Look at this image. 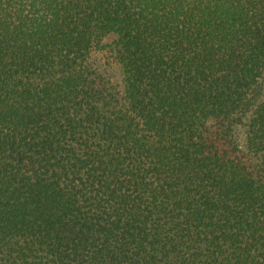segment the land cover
I'll return each instance as SVG.
<instances>
[{"label": "trees", "instance_id": "trees-1", "mask_svg": "<svg viewBox=\"0 0 264 264\" xmlns=\"http://www.w3.org/2000/svg\"><path fill=\"white\" fill-rule=\"evenodd\" d=\"M0 264H264V0H0Z\"/></svg>", "mask_w": 264, "mask_h": 264}, {"label": "rangeland", "instance_id": "rangeland-1", "mask_svg": "<svg viewBox=\"0 0 264 264\" xmlns=\"http://www.w3.org/2000/svg\"><path fill=\"white\" fill-rule=\"evenodd\" d=\"M102 50L101 52H97L95 55H93V60L96 61L97 64L105 67L108 69V71L111 73V75L114 78L118 77V68L116 65H114L113 62V56L110 51Z\"/></svg>", "mask_w": 264, "mask_h": 264}]
</instances>
